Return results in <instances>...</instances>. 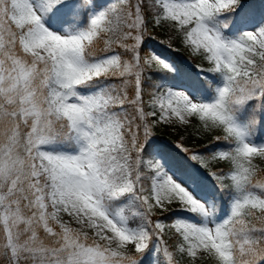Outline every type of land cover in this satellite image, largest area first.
<instances>
[{"label": "snow or ice", "instance_id": "snow-or-ice-1", "mask_svg": "<svg viewBox=\"0 0 264 264\" xmlns=\"http://www.w3.org/2000/svg\"><path fill=\"white\" fill-rule=\"evenodd\" d=\"M205 262L264 264V0H0V264Z\"/></svg>", "mask_w": 264, "mask_h": 264}, {"label": "trees", "instance_id": "trees-1", "mask_svg": "<svg viewBox=\"0 0 264 264\" xmlns=\"http://www.w3.org/2000/svg\"><path fill=\"white\" fill-rule=\"evenodd\" d=\"M154 35L158 40H167V34L164 30L157 29L154 31ZM172 47L179 49V54L185 58L191 61L194 65H202L203 67H207L206 63L202 62L200 58L198 57H192L190 56L187 49H185L183 46L180 45L179 40H173L172 41ZM155 134L158 136H163L167 140L172 142H179L181 137H184V143L185 146L193 147L194 145H202L207 143V140L210 139L208 136H204L201 138H197L195 135H193V129L192 128H186L184 130L175 131V133L170 132L168 130V126H160L156 128ZM205 264H210V262H205Z\"/></svg>", "mask_w": 264, "mask_h": 264}, {"label": "rangeland", "instance_id": "rangeland-1", "mask_svg": "<svg viewBox=\"0 0 264 264\" xmlns=\"http://www.w3.org/2000/svg\"><path fill=\"white\" fill-rule=\"evenodd\" d=\"M182 46V45H181ZM184 129H186V128H180V127H178V126H168V130L170 131V132H173V133H175V131H180V130H184Z\"/></svg>", "mask_w": 264, "mask_h": 264}]
</instances>
